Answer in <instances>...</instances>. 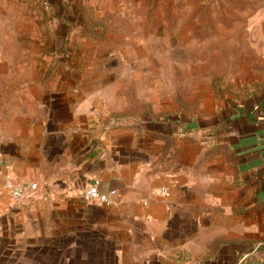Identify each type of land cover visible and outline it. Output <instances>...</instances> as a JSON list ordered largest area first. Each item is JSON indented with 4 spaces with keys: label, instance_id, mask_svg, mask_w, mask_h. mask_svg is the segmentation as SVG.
Here are the masks:
<instances>
[{
    "label": "rangeland",
    "instance_id": "obj_1",
    "mask_svg": "<svg viewBox=\"0 0 264 264\" xmlns=\"http://www.w3.org/2000/svg\"><path fill=\"white\" fill-rule=\"evenodd\" d=\"M47 1L0 0V264H50L17 208L39 187L14 203L4 172L31 113L140 132L264 97V0Z\"/></svg>",
    "mask_w": 264,
    "mask_h": 264
},
{
    "label": "crops",
    "instance_id": "obj_2",
    "mask_svg": "<svg viewBox=\"0 0 264 264\" xmlns=\"http://www.w3.org/2000/svg\"><path fill=\"white\" fill-rule=\"evenodd\" d=\"M76 115L31 113L4 170L39 187L17 208L50 231V264H264V97L140 132ZM95 179L110 205L82 199Z\"/></svg>",
    "mask_w": 264,
    "mask_h": 264
},
{
    "label": "built area",
    "instance_id": "obj_3",
    "mask_svg": "<svg viewBox=\"0 0 264 264\" xmlns=\"http://www.w3.org/2000/svg\"><path fill=\"white\" fill-rule=\"evenodd\" d=\"M6 183L9 197L14 203L22 202L28 195L32 194L38 188V185L33 181H24L18 183L8 181ZM115 193V189L101 191L99 189V180L95 179L83 190L82 199L86 202H91L99 206H108L112 203V198ZM157 193L164 194L165 190H157Z\"/></svg>",
    "mask_w": 264,
    "mask_h": 264
}]
</instances>
